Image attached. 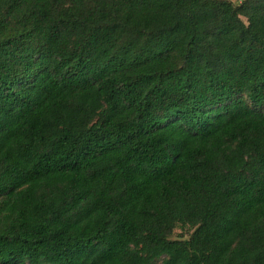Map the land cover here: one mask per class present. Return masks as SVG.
<instances>
[{
	"label": "trees",
	"instance_id": "1",
	"mask_svg": "<svg viewBox=\"0 0 264 264\" xmlns=\"http://www.w3.org/2000/svg\"><path fill=\"white\" fill-rule=\"evenodd\" d=\"M0 264H264V0H0Z\"/></svg>",
	"mask_w": 264,
	"mask_h": 264
},
{
	"label": "rangeland",
	"instance_id": "2",
	"mask_svg": "<svg viewBox=\"0 0 264 264\" xmlns=\"http://www.w3.org/2000/svg\"><path fill=\"white\" fill-rule=\"evenodd\" d=\"M232 1L235 5H240L242 0H230ZM193 230L190 228H177L174 231L173 234V239H189L190 235L192 234Z\"/></svg>",
	"mask_w": 264,
	"mask_h": 264
}]
</instances>
